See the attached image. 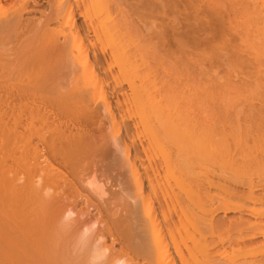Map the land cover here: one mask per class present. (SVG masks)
Returning a JSON list of instances; mask_svg holds the SVG:
<instances>
[{
  "label": "bare ground",
  "instance_id": "1",
  "mask_svg": "<svg viewBox=\"0 0 264 264\" xmlns=\"http://www.w3.org/2000/svg\"><path fill=\"white\" fill-rule=\"evenodd\" d=\"M4 1L10 2L17 7H15V9L11 13H8L9 15L7 14L6 16L0 19V133H2L0 135L2 136L4 135L6 138L11 137L13 141L15 140V143L14 142L11 143H14L15 148L17 147V149H18V145L16 144L17 143L16 140H20V137L22 138V131L21 132L18 131L19 129H17V127H22V129L26 131L27 127H29L28 130H30V127L32 126L31 130H33V126H35L36 124L37 125L40 124V126H42L43 128V129L40 128V130L42 131L45 130L48 135L44 133H43L44 135L41 136L38 135L39 136L38 144L40 145L41 149H39L38 146H35L33 148V153L31 156H30L31 153L29 152L30 153L29 154L25 148L24 149L26 151V154L28 153L27 156L24 153L23 148H22L23 151L18 150V153L22 151L23 155L16 154L14 152L16 150L13 149L9 150V148L7 149L10 152L13 151L15 153V154L14 153L11 154L18 155L19 157L17 158L12 157L8 153V151H6L7 156H5L6 155L5 152L4 154L3 153L1 154L3 155L4 158L0 156V264L59 263L58 262L60 261L58 260L59 257L57 259V257L55 256L56 257L55 258L54 255L57 254L58 256L59 253L61 252H59L58 249L57 250L58 253H56L55 249H52L50 245H47V238L51 237V241L49 239L48 241L53 242L54 239L52 240V236L56 237L57 234H55L54 232L52 233L51 230H57V229L64 230V228L72 227L74 225L76 227L75 229H73L72 232L69 229H66V231L71 234L70 236H68L69 234L65 232V234L67 233L66 234L67 240L65 237H63V234L59 230H58L59 231L58 234H60L61 236L57 235V237L59 236L61 240L64 238L62 241L63 242L67 241V245L69 247H72V245L74 247V249L70 251L74 252L76 254L75 255L76 257L73 259L72 262H70V264H128V263L133 264L136 263V261L134 260L135 257H137L135 259L140 258L143 264H176L177 261L176 259H178L179 263L181 262L180 264H199V263L200 264L201 263L203 264H264V0H135V4L133 3L134 5L130 9L131 11L130 15L132 17L130 15H123L121 17L122 13L127 14L129 12L122 11L123 9L124 10L126 9L121 6L125 0L124 1L121 0L123 2L117 1L118 3L119 2L122 3L119 5L121 6V8H123L121 9L122 12L121 11L119 12V10H117V13H121V14L116 15L117 17L119 16V18L121 17L120 20L125 23V25L124 23L120 25L121 28L123 26L125 27L126 24L128 23L126 27L129 28L131 33L133 31V34L135 31L133 29L134 27H139L141 28V30L144 29L142 30V32H140V34L142 35L141 38L140 35L139 36L136 35L139 32L138 30H137L138 32L136 31L137 33H135L136 38L139 37V40L137 39L138 43L144 41L143 42L144 46L146 44L149 45L150 43H153V45L157 43L158 44L161 43L163 46L160 45L162 46V48L160 47L159 50L165 48L166 45L169 47L168 44H169V40L171 39L170 37H172L173 40L175 39L174 40L175 42L177 40L176 44L178 43L177 48H179V53H180V55L179 54L177 55L181 56L182 59H184V61H179L181 57L180 59L179 56L177 57V59H179L177 61L181 62V64L173 60L175 66H180L177 67V70L178 68H180L181 71L180 70L179 71L182 72V75L184 74L186 78L190 77L189 79H191V77H193L191 79V83L193 80L194 81L193 83L196 85L195 87L193 86L194 88H197L198 87L197 85L199 86L201 85L200 87L202 86L205 87L204 88L205 91L207 92L208 90L210 91V93L208 92L209 94L212 93L211 97L212 95H214V99H213L215 101L214 106L217 107L213 109V114H216L215 116L216 121L215 119H213L214 121L213 122L211 121L212 123L210 121H208L209 123H207V121L205 120H207V117H209L208 115H211L210 116L211 120L212 118H214V115L212 116V114L208 113L207 117H205L206 119L202 118L204 120H202V122L200 121L198 125H193L192 124L193 122L192 123L190 122V125L192 124L193 127L196 126V128L194 129L192 128V126L190 127L188 126L189 121L186 122L187 127L185 126V124L183 125L182 123L183 122L185 123L186 121L184 119L182 123L179 122V124H177L179 125V127L180 125H182V128L186 127L185 130H182L181 133L178 130L179 128L175 127L174 130V126L171 127L172 125L171 124L168 126V129L170 127L172 133H174L175 131L174 135L178 136V134L181 135L182 133H184V135L182 134L181 137L178 136L179 138H177L176 136L175 138L178 141L181 139L179 142H181L184 139L182 143L185 142L184 144H186L187 147L189 145L191 146L195 145L194 146L196 147L195 149L199 150L203 158L205 156V159L210 156V154H208L209 156H207V154L205 155V153L207 152L214 153L220 158L219 163L220 164L222 163L223 167L225 165L227 166L231 165L229 167L232 166L235 167L236 165L238 166V164H241L242 167L245 168V170L247 169V172L249 170V173L246 172H245L246 174L243 173V175L245 174L248 176L247 178H243L245 176L237 177V176H241L242 172L245 170H243L242 172L239 171L241 172V173L238 172L239 175L236 176L235 174L234 176L236 177L230 178V176H227L230 173L225 175L224 173L225 171H221L222 169L221 168L222 165H221L219 167L220 172H218L219 169L217 167L218 169L217 172L219 174H217V172L215 171L209 172L210 169L209 170L207 169L209 173L204 174V176L208 174L207 176L203 178V176L200 175L201 179L203 178L202 183L199 182L200 185L194 180L198 184L199 189L196 190L197 192L198 190H200L199 193H202L201 187L203 188L205 186H207L208 189L216 188L222 191L221 194L223 193L224 198H220L218 200V198L216 197L218 200V204L216 205L214 212L217 213L220 212L223 214L236 213L241 215L237 219L236 218L230 219L231 220L230 222L227 220L229 224L227 225V227H225V229L224 226L226 225L224 223L226 222L224 221H223L224 223L221 222L222 226L224 224L223 227L221 226L222 230L224 229L226 234H228V237L226 238L225 241H223L224 239L222 241L218 239L220 240V242L218 241L217 243V241L215 240V242L217 243L216 244L214 240H212L216 244V246H218L219 243L223 244L227 242V245H225L224 247L228 246L230 248H232L231 246L232 242H235L236 244L235 243L233 244L236 245V249H233V251L230 253L225 252L226 250L223 249H221V251H219L220 249L218 251L215 249L216 250L215 251L214 250L215 247L213 248L212 251V249L209 247L212 244L214 245V243L213 242L212 244L208 243L207 241L208 239H206V237H208L207 236L208 234L205 235V233L211 232L212 231L211 229L217 228V226L215 227L214 225L215 223L213 224L211 218H210L211 221L210 219L205 220V218L195 216L192 212H190V210L188 211L186 210V213L185 211L183 212V214L185 213L183 216H185L188 212H190L191 218L189 217V214L188 216L187 215L186 216L188 219L190 220L192 219L193 221L191 223V221L189 220L190 222L188 223L190 225L193 224L191 226L193 229L192 228L191 229L193 230L195 235L196 234L199 235L198 240H196L193 237L192 240L190 241L188 240L189 243H187V240L186 241L179 240L180 236L179 239L177 240V237H175L172 234L173 231L171 227V222L168 221V219H166L162 207L160 208L162 223L159 222V216L157 212H155L156 211L154 207L155 204L153 205V198L155 200L160 199V198L157 199V197H159L157 196L159 195L157 194L159 190L156 191V189L158 188L154 187V182H153L154 176H157L158 178V173H156V170L158 169L155 163L152 166V162H151L152 160L148 158L149 156L148 153L150 150L151 143L150 141L148 142L147 140L148 143L145 145L143 144L144 142H142L141 139H139V137H141L140 135H142L143 132L140 130L138 131V129L140 128L137 126H136L137 129L134 128V130L135 131L137 130L139 132V134H137L138 136L134 135L135 133L133 134L134 136H132L131 134L129 135V133L131 132L129 130L131 125L137 122L133 123L132 119L131 122L133 124L129 123V121L125 122V119L124 120L122 119L124 115H122L121 114L122 112L120 113L118 110L119 109L118 105H120L118 96L123 95V97L125 96L127 99H129L127 97V94L125 93L127 90H125V92L124 90H122L123 93H125V95L123 93L121 94V90H119L120 88L118 87V84L120 82V79H122V76L123 77L125 76L123 78V81H121L122 83H124L127 82V79L128 81H131V77L133 78L135 75L137 76L139 74L137 70L139 69L138 68L139 63L136 65L137 61L135 59H136V55L140 54V52L144 49V46H142L141 43L140 45L143 47V49L140 48L141 46H138V48L136 49L135 45H138V43L131 41V38H133L135 35L132 37L133 34L131 35L129 30L123 29L124 27L122 28L124 33V34L122 33L123 36L125 35V32H127V34L129 33L128 35H131V37L129 38L130 41H127V43L129 42L131 44L132 42V46L134 48V52H133V49H131L132 46L130 45L131 46L130 49L132 50V52L135 54L137 50L136 55L134 56V54L126 46V50H129L130 53L133 54L134 56L133 59L132 55L127 54L128 51H126L127 53L123 51L122 49L123 44H120V42H116L117 40H120L118 36H120L119 33L121 30L120 29L115 30V28L117 29L120 27H118L119 25L115 26L118 24V22L115 23L113 21H117L119 20V18L118 19L115 18L116 20L112 21L114 23L113 26L115 27H112L111 24H109L110 25V28L108 26L109 29L119 31V33H117L118 35L115 34V37L117 36L119 39L115 40V37H113L114 35H112L113 38L111 40L113 41H112V45L110 46V49L114 46L113 42L114 43L116 42L115 44L116 48H113L116 51L120 48V45L122 46H121V51L120 49L118 50L120 51L119 54L118 51L116 53V51L113 50L109 55L108 62L106 59L105 63L107 64L104 63L106 67L108 66L107 68L108 70L112 69L109 68V66L111 67L115 64L116 66H118L117 74L111 75L112 77L110 78V80L106 81V79L102 77L103 72H105V68H104L105 65H103V62L100 57L101 52L97 48L95 42H93L92 39V37L101 38L100 35L104 34L103 29H105L104 28L105 24L103 23V20L101 21L100 19L99 20L97 19L98 21L96 23L91 21L94 24L90 22V19L87 22V18L89 17L90 11L92 12V13L90 12L91 14L95 12H96L95 14L99 13L98 0H96L95 3L94 2L92 3L91 0L90 3L91 5L89 4L88 6H86L88 2H86V4L83 6L84 3L83 1H81L80 4L83 6V8L81 7L82 10L81 8L78 7L79 3L77 4L76 8L70 5L66 7L65 5L66 3H68V0H59L57 1L58 7H56L55 10H52L46 16H44L43 20L42 19L35 20L34 18H28V17L25 18V16L26 15L29 16L31 14L37 13L38 11H40V8L43 7L47 2H50V0H0V4ZM103 3H105V1ZM100 4H101L100 7L102 8L104 4L102 5V2ZM119 5H116L115 7L119 9L120 8ZM95 10H97L98 12ZM129 16L130 18H132V24L134 27L129 25L130 20L127 21L129 19L128 18ZM97 17L100 18V13L97 14ZM77 20H80L82 22L80 24H77L78 23ZM97 23L98 26L100 25L99 27H101V25L103 24L102 25L103 28L101 31L103 33L100 32L101 28L97 26ZM169 24L175 25L174 26L175 28L171 25L173 27V29L171 28L173 30V31L171 30L172 35L168 34L167 31L170 28ZM128 25L130 27H128ZM152 25L160 26L159 30L156 31V33L154 32L155 33L154 36L153 34L152 36L150 34L151 31L150 27ZM182 25H184L185 28L186 26L189 27L192 30L189 31L191 33L183 32V30L181 31ZM168 26L169 28L167 29ZM131 27L133 30L131 29ZM151 28H153V26ZM109 29L107 32L111 31ZM111 33L113 34L112 31ZM125 36L127 37V35ZM186 36L187 37L192 36L190 38L192 39L194 38L193 41L194 43L191 46L190 44L186 45V43L183 41L185 40V38H187ZM125 38L123 37V41L125 40ZM136 38L133 39V41L134 40L136 41ZM140 39L142 41H140ZM188 39L189 38H187V41ZM126 40H128V38ZM123 41L121 42L124 43ZM117 44L118 45L120 44L118 48L116 46ZM139 48L140 50L141 49L142 50L139 51L138 53ZM149 49L150 47L147 48V50L146 49L144 50L147 53L150 52ZM171 50L172 49H170V51ZM122 51L124 52L123 54L127 57L120 58L122 56L119 55L120 53L122 54ZM145 52L142 53L146 54ZM155 52L153 50V54ZM170 53L168 56L173 55V54L170 55ZM186 53L188 54L186 55ZM153 56L155 57V55ZM159 56L160 55H158L156 59H159L162 55L160 57ZM130 57H132L133 60L132 59L129 60ZM171 57L173 59L174 55ZM137 58H138L137 60H139V58L141 59V55ZM129 61L132 62L130 63ZM145 61H143L142 64H146L147 61L146 62ZM122 62H126V65L130 67V70L129 68L126 69L127 66L125 65V63ZM133 62H135L134 69L136 68L135 70L136 72L132 69ZM157 62L159 61L157 60ZM169 62H171V60ZM171 63L169 66L173 67L172 66L173 63L172 64ZM176 63L178 65H176ZM122 64L125 65L126 68ZM167 66L165 67L167 68ZM120 67H123V72H120V70L122 69ZM139 67L141 68V66ZM124 69H126L127 71ZM112 70H114V67ZM131 70H133L132 73ZM147 70L148 71L145 70L146 73L144 72L145 74H147L146 75L147 78L146 76L144 77L143 73H141L142 74L141 76L143 77L140 76L134 77L133 80L139 81L140 78H142L141 79L142 81L143 79L145 81L146 80L148 81L149 75H151L148 72L151 73L152 71H150L149 69ZM124 71H126V73H124ZM128 71L130 72L131 76L128 75L129 74ZM114 72H116V70ZM111 73L112 72H110V74ZM122 73H124L125 75ZM152 75H154V72ZM154 80L156 79L154 78L153 81ZM153 81L151 80L150 86L153 87L154 89L155 87L159 89L157 85L155 87L153 86ZM180 81L182 82L183 80L181 79ZM107 82H110V84ZM121 82L119 86H121ZM148 82H150V80ZM129 83L130 82H128V84ZM133 83L136 88L143 85V88L141 87V89H144L145 87L144 85L146 84L145 82L144 84L142 83V85L140 84V86L137 87L136 85L139 82L135 85V82L131 81L130 85H127V87L129 86L130 88L131 84ZM165 83L163 86H166ZM168 83L169 82L167 81L166 84ZM191 83L189 84L191 85ZM155 84L156 83H154V85ZM170 85L169 86L167 85L168 87L167 86L166 87L170 88ZM184 85L186 86V84ZM134 86L132 85L133 89H131L134 92L131 93L132 96L135 97L136 101L140 99L139 102L140 101L142 103L144 102L145 104V106L143 105L144 108L150 111L151 108L148 109L147 108L148 106L146 107V105H148L147 103H149L148 100L152 99V98L151 99L148 98L151 96L150 94L151 90L149 91V86L148 87L146 86V90H143L145 91V93L146 91L148 93L147 94L148 97L147 98L145 97L147 99V102L146 100L142 101L144 99L142 98V96L143 97L147 96L146 94L144 95L140 94V97L142 99L139 96L134 95L140 93L141 91L140 88L139 91V89H135ZM177 86L179 87V84ZM177 86L175 88H177ZM184 87L182 86V88ZM206 87H208V89H206ZM106 88L110 90L109 95L107 94ZM167 88L166 90H169ZM154 91L157 92L158 90H153V92ZM207 92L205 94H207ZM194 96H197V94ZM111 99L116 100V103L114 102L116 106L111 104L112 103ZM197 100L199 101V98ZM130 101L135 102L134 98L133 100L131 99ZM139 102H137V104L135 103V106L137 105L136 107L142 106V104L138 105ZM100 103L101 105L103 104L102 106H104L105 113L110 118V121L112 123L110 124L113 125L112 129L115 127V133L114 131H112L111 133L112 135L114 134L112 137L116 139V137L119 136L116 139L115 146H117V144L119 145V143L122 145V151L120 149L119 152L121 151L120 153H122L120 156L123 155L124 163L121 160H119V158L118 160L116 158L115 159L119 163L122 162L120 163L121 168L123 167L125 168L121 172L123 175H120L118 179H122L120 177L122 176L125 177V175H127L126 176L127 178L125 179L123 178L125 182H122L123 179L119 181L118 179L116 180L118 181L116 183H119V185L117 184L119 190L116 191L117 187L116 184H114L113 188L115 187L114 189H116L115 190L116 193L113 192L111 199L107 200L105 203L102 202V204H104L105 206L104 209H100L98 208V206L94 208V210H97V213L94 214L95 216H92V218H95L97 216V218H95V221L92 222V220L89 219L88 221L89 223L85 225L84 224L81 225L82 223H79L78 221L79 219H75V220L70 219V217L73 216L74 213L69 208H59V204H60L59 202L60 200L62 201V199L65 197L66 189H75V190L77 189L75 183L76 180H79L81 184H89L90 179L96 182L93 177L94 172L91 174L89 173L85 175L83 174L85 169L87 170V168L84 167L83 164L87 162V160L90 157L89 155H91L93 151L99 153V150L101 149H99L98 147H100L101 145L99 144L100 146H98L96 142L98 146L96 147L93 141L94 145L92 146L91 144L92 142L90 143V141L93 140L92 138L89 142H87L89 139L86 138L87 139L86 140L84 138L85 137L83 136L84 132L83 133L79 132L81 129L79 130L75 126L76 129L79 131L74 130L73 132L72 130H68L69 127L64 121L67 120L65 119L66 117L68 118L71 116V115L69 116V114L74 109V106H77L80 110H78V108H75L73 112L76 113V111L78 110L77 113L79 111L81 113H84L81 114L79 112V115L81 114L82 116L81 115L80 116L82 118H85L86 121H92L96 119L100 120V117L102 115L100 114V112L103 108L100 105ZM152 103H154V105L158 104L157 102H151V104ZM257 103L260 104L259 106L261 107L256 106L255 104ZM52 104L54 105L56 104V105L54 106ZM132 104L133 103H130V105ZM99 105L101 106V110H99V108L97 109ZM112 105L115 106L116 109L114 108L113 110ZM178 105L180 104L178 103ZM140 107L136 108L137 110L135 109L137 112L136 114L140 112V110H138L140 109ZM160 109L162 110V108ZM160 109L159 112L161 113ZM156 111L158 112L157 109ZM175 111L176 110H174V113ZM204 111L206 114L207 113L206 110L203 109V113ZM115 113L121 114V116L119 115L120 116L119 122L122 125V127L121 125L120 127L123 128L126 133L123 135H126L128 137L131 136V141L130 139H128V141L130 142L129 144L125 142V140L127 141L128 137L126 138L125 136V138L123 137L124 139L122 140V138L119 135L121 132L119 134L117 132L122 129L118 128L119 123L117 122L118 119L116 118ZM139 114H140L139 117L142 120L145 119L143 113L140 112ZM148 114L150 113H147V115ZM157 114L155 115L157 116ZM76 115L78 116V114ZM76 115L73 114V116ZM133 115H135V113H133ZM129 116L130 117L132 116L131 114L128 115V119L130 120ZM124 118H126V116ZM140 118L139 121L141 120ZM76 119L77 121H79L78 118ZM162 119L163 118H161V120ZM149 121L148 119L143 120V123L142 121H140L139 125L143 130L148 128L151 133L153 131L155 132V129L157 130L159 124L157 123L158 126H156L155 124L157 121L155 120L156 121V122L154 121L155 124L151 123L150 125V123H147ZM193 121L195 122L199 121V118L198 120L193 119ZM9 123H11L13 127H11ZM25 123L27 124L25 125ZM72 124L74 125V123ZM7 125L8 128L10 126V129H7ZM153 125L156 126L155 129H153L154 128ZM124 127H126V129ZM71 129H73V127ZM34 131L36 133L35 129ZM37 131L42 132L39 130ZM154 132L152 133L153 135ZM177 132L178 134H176ZM6 133L8 134V136H6ZM116 133L118 135H115ZM155 134L158 135L157 131ZM244 134L246 137L244 136ZM174 135H173V140L175 141ZM242 135L244 136L243 138H245L246 143L241 141ZM31 136H33L34 138L35 135H31ZM134 137L138 141L137 142L138 144L136 143ZM152 137H154L152 138L153 140L151 139L153 142L154 141L159 142L157 137L155 140V135ZM247 137L250 139H248ZM8 138H7V142H8ZM147 138L150 139L148 135ZM246 139L250 140L251 142H247ZM117 140L119 141V143ZM177 140L176 142L179 145V142ZM4 141L6 142V140ZM20 141H21L20 143L23 144L22 139ZM30 141L32 140L28 141L27 139V142L29 144ZM236 141L237 143L240 144L244 143L242 144L244 147L242 148V145L240 144L237 145ZM153 142L152 144L155 147L156 142L155 145ZM233 143H236V146L240 145L239 147L242 149H240L239 147L235 149L234 148L235 144ZM184 144H182L183 146L181 145L179 147L176 146L178 149L175 148L176 149L175 151L179 150V148L181 147L186 149ZM157 145L159 146V143H157ZM12 146L10 147L14 148V145ZM89 146L90 147L95 146L97 150H95V148H92L93 149L92 151V149ZM193 146L191 149L189 148V150H193L194 149ZM2 147H4V145H2ZM2 147H0L1 150L6 149V148L2 149ZM184 149H180L181 150L180 152L183 151L185 152ZM252 151L253 153L254 152L255 153L253 154ZM101 152L100 154H102V159H103V155L106 154L107 152L103 153L104 152L103 150ZM180 152L177 151L176 152L177 155H180L178 154ZM196 153L199 152L196 151ZM247 153L253 155V157H248ZM200 154L198 156H200ZM257 154L261 156L260 157L254 156ZM9 155L11 157H9ZM20 155L21 156L25 155L26 157L20 158L21 157ZM184 155L185 156L182 155L183 158L182 156L178 157L175 155L176 157L173 158H175L176 160L173 159L172 157H168V159L166 158L167 159L166 163L168 161H169L168 163H170L172 161L171 158L173 159V162L175 161V163L171 162V164H169L171 165L170 166L171 168L167 166V169H174L175 167L174 170H177L175 175H179L177 176V179H180L181 176L183 178L184 172L186 173L188 172L187 174H189L190 173L189 168L192 167L189 165V163L183 161L184 159L189 161V159L187 158H190V157L186 158L188 154L187 155L184 154ZM8 157L11 158L9 162H7L8 160L5 159ZM27 157L29 158L28 160H26ZM237 159L239 160V163ZM109 160L110 159L107 160L106 158V162ZM112 161L116 163L114 159ZM112 161H111L112 168L110 162L109 163L105 162L107 165V166L105 165L106 167L110 165V170H112L116 166L117 167L119 166L118 162L117 165H114ZM146 161L149 162L148 166L151 165L150 167L148 166L145 167L144 164L146 163ZM219 163H217L216 161V164ZM172 164L174 165L173 168H172L173 166ZM175 164L177 165V167ZM95 165L101 167L97 163ZM209 166L211 167L213 166V168L216 167L213 165V163L212 165ZM227 166H225L224 168H229ZM120 167H118L119 170L121 169ZM148 168L152 169L150 170L151 173L156 174V175L155 174L151 175L153 176V178L149 176L148 173L150 171L147 170ZM232 168H229V170L231 169V171L232 170L234 171V169ZM97 169L99 170L100 168L97 167ZM123 171L124 173L125 172L129 173L130 177L126 173L124 175ZM105 175L107 176L106 173ZM107 179H106V184L109 183ZM126 179L130 180L131 184H129V181L127 180L128 181L127 182ZM177 179H176L177 181L176 184L179 181L177 185L181 186L182 182L180 184V180ZM154 180H158V179L154 178ZM126 182L128 184H126ZM195 182H194V186H197ZM168 184L169 183H167V185ZM99 185H101V183L98 184L97 186ZM101 187L99 188L100 193L103 190H105V189L102 190ZM206 189L207 188H205V190ZM165 190L166 189L161 191H165ZM182 190L180 189V191ZM205 192L206 193H202L203 197L204 194L205 197L207 196V198L208 195L209 197L212 195L209 194V190H206ZM99 194L98 197L100 199L102 198L101 194L102 195L104 194L103 192L100 194V196ZM177 195L173 196L175 197V199L173 198V200L176 201V204H178L177 207H180L182 206L181 203L182 200L180 199L179 195L178 196ZM195 195L196 197L199 196V198L197 197L199 199V202L198 200H196V203L198 204L199 211H201L200 213L205 214L204 208L212 206V205L206 206L204 204L207 203V200L209 202V198L202 199L200 197L201 194L199 195L195 194ZM160 197L162 198V196ZM201 199L206 200V202L202 201L204 202L202 203ZM101 201H103V199ZM165 201L166 200H164V202ZM193 203H194L193 206L197 205V204L195 205V201ZM139 204H140V208L142 207L140 211L138 210ZM214 205L215 204L213 203V206ZM91 207L92 205L88 207V210ZM165 207L166 206H164V208ZM188 208L190 209V207ZM211 208L209 210H211ZM167 209L170 210L169 208ZM88 210L86 211L84 209L80 210L78 218L83 215H89ZM181 210H179V213L180 212L182 213L183 210L182 211ZM217 213H213V214L216 215ZM208 214H211V212L210 213L207 212L205 216H207ZM213 214H211V216ZM179 215L181 216V214ZM191 215L195 216V218ZM180 219L178 220V222L180 221ZM96 225H102L103 231L101 230L99 231L100 233L99 232L93 233L92 228L95 227ZM175 227L177 228V226ZM207 227L211 229L208 230ZM205 229L207 230V232H204ZM216 230H219V228H217ZM50 231L52 233L51 234L52 236L49 237ZM216 233L217 232L215 231L214 233H209V236L212 235L214 237L213 234ZM219 234L222 233H218V235ZM232 234L238 235V237L235 236L237 237L236 239L233 237L235 239L234 241L233 238L232 240H230L231 239L230 235ZM224 236L226 237V235ZM107 237L112 239L111 243L113 245L115 244L119 245L118 252L114 254L112 253L109 256H107V252H109V247L106 246L105 243L101 244V241L106 239ZM195 237L197 238L198 236L196 235ZM68 238H70L69 241ZM54 242L56 241L54 240ZM53 244L54 246H56L55 243ZM66 249L68 250V248ZM62 250L63 249H60V251ZM183 250L186 252V254L185 252L184 253L182 252ZM66 251L64 253L68 252ZM70 251L69 253H71ZM131 254L134 255L133 256L134 258H132ZM60 256H61L60 257L61 261L66 260V257L62 253L60 254ZM63 256L65 259H62ZM52 257H54L55 259ZM51 259L52 261L54 260L53 262L55 263H53ZM200 260L203 261L200 262ZM64 261L60 263L64 264L63 263ZM65 264L68 263L66 262Z\"/></svg>",
  "mask_w": 264,
  "mask_h": 264
},
{
  "label": "rangeland",
  "instance_id": "2",
  "mask_svg": "<svg viewBox=\"0 0 264 264\" xmlns=\"http://www.w3.org/2000/svg\"><path fill=\"white\" fill-rule=\"evenodd\" d=\"M57 1H59V0H50V2H47L43 7H41L40 8V11H38L37 13H35V14H31V15H26L25 16V18H34L35 20H43L44 19V16H46L47 14H49L52 10H55V8L56 7H58L57 6ZM81 1H83V6L86 4V2H88L87 4H86V6H88L90 3H91V0L90 1H87V0H68V3H66V7H68L69 5L70 6H72V7H75L76 8V6H77V4H78V7L79 8H83V6L80 4L81 3ZM105 1V3H103ZM109 1V2H108ZM115 1V2H114ZM117 1H121V0H98V3H99V9H98V7H97V9L99 10V13H100V18L99 17H97V14H99V13H97V14H95V13H93V14H91L90 12H89V17L87 18V22L89 21V19H90V22L91 21H93L94 23H96L99 19L102 21L103 20V23L105 24L104 25V28L105 29H103V31H104V34H101L100 35V37L101 38H93L92 37V39H93V42H95V45L97 46V48L100 50V52H101V55H100V57H101V60H102V62H103V65H105V64H107V63H105L106 62V59H107V62H108V58H109V55L111 54V52L114 50L113 48H116L115 47V44H116V42H120V44H123V51L124 52H126V51H128V53L127 54H129V55H132L133 56V52H134V48H133V46H132V42H136V43H138V40H139V37H137L136 38V35L137 36H139L140 35V38L142 37V35L140 34V32H142V30H144V29H142L141 30V28H139V27H134L133 26V24H132V18H130V9H131V7L135 4V0H123V1H121V2H123V4L122 3H118ZM95 3L96 2V0H92V3ZM102 2V8L100 7L101 6V3ZM118 4H117V3ZM116 3V4H115ZM134 3V4H133ZM119 4H122L121 6L123 7V8H126L125 10L123 9V8H121V6L119 5ZM129 4V5H128ZM81 5V6H80ZM91 5V4H90ZM114 5V6H113ZM116 5H119V9L117 8V7H115ZM15 7H17V6H14V4H12V3H10V2H6V1H4V2H2L1 4H0V19L2 18V17H4V16H6L8 13H11L14 9H15ZM82 8H81V10H82ZM115 8V9H114ZM121 9H123L122 11L123 12H129V13H127V14H121V13H117V10H119V12L121 11ZM129 9V10H128ZM95 11H97V10H95ZM121 11V12H122ZM98 12V11H97ZM116 13V14H115ZM119 15V14H121V17L123 16V15H130L128 18V20L127 21H129V25H131V26H133L134 28V34H133V31H132V33H131V31L129 30V28H127L126 26H127V24H126V26L123 28V29H127V30H129L130 31V34L132 35V37L135 35V33H137L138 31V33L134 36L135 38H136V41L134 40L133 41V39H135L134 37L133 38H131V44L128 42L127 43V41H130V37H131V35H128L127 34V32H125V30H124V32H125V35H127V37L124 35L123 36V30H122V28L120 27V25H122L124 22H122L120 19H121V17L119 18V16L117 17L116 15ZM9 15V14H8ZM91 15V16H90ZM132 17V16H131ZM118 19L119 18V20H117V21H113V20H116V19ZM92 19V20H91ZM98 19V20H97ZM81 20V19H80ZM80 20H77V24H80L82 21H80ZM118 22V24L117 25H115V26H118V27H120V28H115V30H118V29H120L121 31H120V33L122 34H120L119 33V31H115V30H112V29H109L110 28V25L109 24H111V26L112 27H115V26H113L114 25V23L113 22ZM119 21H120V24H119ZM93 22H91V23H93ZM100 22V21H99ZM122 22V23H121ZM130 22H131V24H130ZM93 23V24H94ZM101 23V22H100ZM103 25V24H102ZM102 25H101V27H99L98 26V23H97V26L99 27V28H101L100 29V32L102 31ZM124 25H125V23H124ZM128 25V27H130ZM174 27L175 25L174 24H169V26H170V28H169V26L167 27V29L169 28L170 29V32H169V29L167 30L168 31V34H171L172 35V32H171V30L173 29V27ZM93 26H95V25H93ZM107 28H106V27ZM108 26H109V28H108ZM153 26V28H151ZM151 27H150V34H151V36H152V34H153V36L155 35V33H156V31H158L159 30V28H160V26L159 25H152ZM111 27V28H112ZM154 27H155V29H154ZM182 28H181V31L183 30V32H189L191 29L189 28V27H187L186 26V28H185V26L184 25H182L181 26ZM135 28H137V29H135ZM139 28V29H138ZM172 28V29H171ZM175 28V27H174ZM188 28V29H187ZM108 29L109 30H111L112 32H113V34L111 33V31H109L110 32V35H109V32H107L108 31ZM114 29V28H113ZM131 29H132V27H131ZM132 29V30H133ZM138 30V31H137ZM187 30V31H186ZM137 31V32H136ZM173 31V30H172ZM192 31V30H191ZM105 32H107V33H105ZM116 32V33H115ZM155 32V33H154ZM101 33H103V32H101ZM117 33H119V35L120 36H118L119 38H120V40L121 41H123V37L125 38V40L123 41L124 43H125V41H126V45L124 44V43H122L120 40H117L115 43L113 42V47L110 49V46L112 45V41L113 40H111L113 37H115V34H117ZM189 33H191V32H189ZM106 34V35H105ZM104 35V36H103ZM112 35H114L113 37H112ZM118 35V34H117ZM103 36V37H102ZM122 36V37H121ZM117 36L115 37V40L116 39H119ZM187 37V36H186ZM190 37H192V36H190ZM189 36L187 37V38H189L188 39V41H187V38H185V40H183L185 43H186V45H188V44H190V46L194 43L193 41H194V38L192 39V38H190ZM25 38V37H24ZM122 38V39H121ZM128 38V40H126ZM153 38H155V37H153ZM171 38V39H170ZM169 39V47L166 45V47L165 48H163V49H161V50H159L160 49V47L162 48V44L161 43H157V44H154L153 45V43H150L149 45L148 44H146L145 46H144V44H143V42H139L138 43V45H135V47H136V49L138 48V46H144V49H146L147 50V48H149L150 47V49H149V51L151 52H145V50L143 49V47L141 46L140 48H142L141 50H140V48H139V50H138V53H139V51H141L140 52V54H137L136 55V52H137V50H136V52H135V54H134V56L136 55V65L139 63V66H141V68L138 66V68L139 69H137L138 70V73H136V74H138L137 76L135 75H133L134 77H138V76H140V77H143V76H141L142 74L141 73H143L144 74V77L147 75V74H145L146 73V71H148L147 69H149L150 71H152L151 73L150 72H148L149 74H151V75H149V80H150V82H148L147 80L145 81L144 79H143V81L141 80L142 78H140V80L139 81H137V80H133V78L131 77V81H133V82H135V85L138 87V86H140V84L142 85V83L144 84L145 82H146V84L144 85L145 87H144V89H141V87L143 88V85L142 86H140V87H138V88H136L135 86H134V83L133 84H131V87L129 88V86L127 87V85H130V83H131V81H128V79H127V82H124V83H122L121 81H123V78L125 77H123L122 75V79H120V82H121V86H119V84H120V82H119V84H118V87L120 88L119 90H121V94L123 93V91L122 90H124V92H125V90H127L125 93L127 94V97L129 98V99H127L125 96L123 97V95H119L118 96V98H119V104L121 105H118V110H119V112L122 114V115H124V117L126 116V118H124V117H122V119L124 120L125 119V122L127 121H129V123H135V122H137V123H135V124H133V125H131V127H130V125H129V127H130V133H129V135L131 134L132 136H134V135H137V134H139V130L140 131H142L143 133H142V135H140L141 137H139V139H141V141L142 142H144L143 144L145 145V144H147L149 141H150V143H151V145H150V150H149V153H148V158L150 159V160H152L151 162H152V166L154 165V163L157 165V169L158 170H156V173H158V178H157V176H154V178L155 179H158V180H154V178H153V176H151V175H154L153 173H151V171L150 170H152V169H147V170H149L150 172L148 173L149 174V176L151 177V178H153V182H154V187L155 188H158V189H156V191L157 190H159V192H157V194H159V195H157V196H159V197H157V199L158 198H160V199H158L159 200V202H158V200H155L154 198H153V205H154V207H155V212H157V214H158V216H159V222L160 223H162V216H161V214H160V208L162 207V209L164 210V214H165V217H166V219H168V221H170L171 222V227H172V231L174 232H172V234L175 236V237H177V240L179 239V236H180V239L179 240H187V243H189V241L190 240H192L193 239V237L196 239V240H198L199 239V235L198 234H196L198 237L196 238L195 236V233L193 232V228L191 227L192 225H190L188 222H190L191 221V223H192V219L190 220V219H188L187 218V216H188V214H189V217H190V212H192L195 216H198V217H202V218H205V220L206 219H212V221H213V224L215 225V227L217 226V228H219V230H216L217 228H214V229H211V228H209V227H207L208 228V230L209 229H211L212 231L214 230L215 232H217L216 234H213L214 235V237L212 236V235H210L209 236V233H214V231L212 232H207V230L205 229L204 230V232H207V233H205V235H207L208 237H206V239H208L207 241H208V243H210V244H212V240H214V242H215V240L217 241V243H218V241L220 242V240L222 241L223 239V241H225L226 240V238L228 237V234H226V232H225V227H227V225L229 224V222L231 221L230 219H237L238 217H240L241 215H239V214H236V213H228V214H223V213H220V212H214V209H215V207H216V205L218 204V200L220 199V198H224V196H223V193L221 194V192L222 191H220V190H218V189H216V188H210V189H208V187L207 186H205V187H201V191H202V193H206L205 191L206 190H209V194L211 195L210 197H209V195H208V198H209V202H208V200H207V203H204V202H206V200H202V199H208L207 198V196L205 197V194H204V197H203V194L202 193H199L200 192V190H198V192H197V190L196 189H199V187H198V184L197 183H202V181H203V178L205 177V176H207V175H205L204 176V174H206V173H209L210 171H215V172H217L218 171V169H219V167L222 165V163L220 164L219 162H220V158L217 156V155H215L214 153H212V152H207V153H205V155L207 154V156H209L208 154H210V156L209 157H207L206 159H205V156H204V158H203V156L200 154L201 152L199 151V150H196L195 148L196 147H194L193 145V147H194V149L193 150H189V148L191 149L192 148V146L191 145H189V146H191V147H187L186 146V144H184L185 142H183L182 143V141L184 140L183 138V140L181 141V142H179L175 137L177 136V135H174V133H175V127L176 128H179L178 130H179V132L181 133L182 132V130H185V128L187 127V124H186V122H188V126L190 127V126H192V124L193 125H198L199 124V122L201 121L202 122V120H204V119H206L205 117H207V114L208 113H210V114H212V116L214 115V118H212V120H211V115H208L209 117H207V120H205V121H207V123H209L208 121H214L213 119H215V121H216V114H213V109L214 108H216L217 106H214L215 104V101L213 100L214 99V95H212V97H211V94H209L210 93V91L208 90V92L207 91H205V87H200L199 85H197L198 87L197 88H194L196 85L193 83L194 81L192 80V83H191V79L193 78V77H191V79H189V78H186L185 76H184V74L182 75V72H180L181 71V69L180 68H178V70H177V67H180V66H175V63L173 62V60L176 62L177 60H179L180 59V57L181 56H179L180 55V53H179V48H177L178 47V43L176 44V42H177V40H176V42L172 39V37H170ZM138 39V40H137ZM140 41H142L141 39H140ZM175 42V43H174ZM119 44V45H120ZM130 46H132V48H131V46L129 47L128 45ZM135 44V43H134ZM141 44V45H140ZM153 46H152V45ZM118 44L116 45L117 46V48H118V46H119ZM151 45V46H150ZM156 45H157V48H156ZM158 45H159V48H158ZM160 45H162V46H160ZM121 46L122 45H120V51H121ZM126 46H127V48H131V49H133V52H132V50L130 49V51L133 53V54H131L130 53V51L129 50H126ZM152 47V48H151ZM124 48H125V50H124ZM177 48V49H176ZM118 49V50H119ZM166 50V53H165V50ZM167 49H168V51H167ZM170 49H172L171 51H170ZM117 50V51H118ZM153 50H154V52H155V50H156V52L153 54ZM163 50V51H162ZM178 50V51H177ZM114 51H116V50H114ZM117 51H116V53H117ZM120 51H118V54H119V52ZM122 51V54L124 53ZM104 52V53H103ZM142 52H145L146 54H143ZM158 52V53H157ZM160 52V53H159ZM171 52V53H170ZM142 53V54H141ZM169 53H170V55L171 54H173L174 55V57H173V59H172V57L171 56H173V55H171V56H168L169 55ZM121 53H120V55L119 56H122V57H120V58H125V57H127V56H125L124 54V56L122 55ZM126 54V55H127ZM155 55V57L153 56V55ZM177 54H179V55H177ZM188 53H186V55H187ZM117 55V54H116ZM141 55V59L139 58V60H137L138 58L137 57H139ZM144 55V56H143ZM150 55V56H149ZM152 55V56H151ZM158 55H162L159 59H156L157 58V56ZM167 55V56H166ZM177 55V56H176ZM134 56H133V59H134ZM179 56V59H177V57ZM118 57V56H117ZM146 57V58H145ZM147 57H149V58H147ZM166 57V58H165ZM143 58H144V60H143ZM167 58H168V60L170 61L171 60V62L173 63H171V62H169L168 60H167ZM171 58V59H170ZM176 58V59H175ZM105 59V60H104ZM128 59V58H127ZM132 59V57H130V59L129 60H131ZM132 59V60H133ZM149 61H148V60ZM156 59V60H155ZM163 59H165V60H163ZM120 60H122V59H120ZM134 60V61H135ZM141 60V61H140ZM145 61L146 62V64H142L143 63V61ZM157 60L159 61V62H157ZM166 60H167V62H166ZM123 61H125V60H123ZM161 61V62H160ZM179 61H184V59H182V57H181V59L179 60ZM121 62V61H120ZM130 62V61H129ZM128 62V63H129ZM132 62V61H131ZM130 62V63H131ZM144 62V63H145ZM148 62H149V64H148ZM166 62V63H165ZM105 63V64H104ZM122 63H125V65H126V62H122ZM134 63L135 62H133L132 63V69L135 71L136 70V68L134 69ZM160 63V64H159ZM162 63V64H161ZM164 63V64H163ZM170 63L172 64V66L173 67H171V66H169L170 65ZM177 63H180L181 64V62H178L177 61ZM176 63V65H178ZM121 64V63H120ZM148 64V65H147ZM158 64H159V66H158ZM166 64V65H165ZM123 65V64H122ZM121 65V66H122ZM125 65H123V66H125ZM131 65V64H130ZM144 65V66H143ZM147 67H146V66ZM162 65V66H161ZM168 65V66H167ZM127 66V65H126ZM126 66H125V68H126ZM152 66V67H151ZM165 66H167V68L165 67ZM113 67H114V70H112L113 69ZM144 67H145V69H144ZM150 67V68H149ZM176 67V68H175ZM104 68H105V72H103V75H102V77L104 78V79H106V81H109L110 80V78L112 77L111 75H116L117 74V72H118V66H116V64L115 65H113V66H109V68H112V69H110V70H108L107 68H108V66L106 67V65L104 66ZM117 68V69H116ZM120 68H122L121 70H120V72H123V67H120ZM129 68V70H130V67L129 66H127V68L126 69H128ZM143 68V69H142ZM168 68H170V69H168ZM175 68V69H174ZM126 69H124V70H126ZM163 69V70H162ZM168 69V70H167ZM116 70V72H114ZM133 70H131V73H132V71ZM139 70H142V71H139ZM146 70V71H145ZM155 70V71H154ZM162 70V71H161ZM172 70H174V71H172ZM176 70V71H175ZM180 70V71H179ZM104 71V70H103ZM127 71V70H126ZM126 71H124V73H126ZM166 71V72H165ZM110 72H112L111 74H110ZM129 72V71H128ZM136 72V71H135ZM145 72V73H144ZM153 72H154V75H152L153 74ZM156 72H157V74H156ZM163 72V73H162ZM124 73H122V74H124ZM160 73V74H159ZM170 73V74H169ZM128 74V73H127ZM172 74V75H171ZM125 75V74H124ZM129 76H131L130 75V72H129V74H128ZM174 75V76H173ZM127 76V75H126ZM128 76V77H129ZM160 76V77H159ZM153 77V78H152ZM159 77V78H158ZM162 77V78H161ZM180 77H181V79L183 80L182 82L180 81L181 79H180ZM185 77V78H184ZM146 78H147V76H146ZM152 78V79H151ZM156 79V80H154L153 81V79ZM174 78H175V80H174ZM180 80H179V79ZM135 79H137V78H135ZM188 79H189V81H188ZM151 80L153 81V86L155 87L156 85H157V87H159V89H157L156 87H155V89L153 88V87H151L150 85H151ZM159 80V81H158ZM163 80V81H162ZM125 81V80H124ZM141 81V82H140ZM157 81V82H156ZM162 81V82H161ZM167 83V81L169 82L168 84H166L165 82ZM180 83H179V82ZM185 81V82H184ZM128 82H130L129 84H128ZM160 82V83H159ZM173 82V83H172ZM107 83H109L110 84V82H107ZM127 83V84H126ZM147 83H148V85H147ZM150 83V84H149ZM154 83H156L155 85H154ZM164 83H165V85L167 86H169L170 85V83H171V85H170V88H167L166 86H163L164 85ZM187 83H188V85H187ZM189 83H191V85L189 84ZM179 84V87L177 86ZM183 84V85H182ZM184 84H186V86L184 85ZM132 85L135 87V89H141V91H140V89H139V91H140V93H137V94H134V95H137V96H139L140 97V94L141 95H144V94H148L147 93V91H146V93H145V91H143V90H146V86L148 87L149 86V91H150V94H151V96L150 97H148V95L147 96H142V98H144L142 101H145L146 100V102H147V97L148 98H152L151 100H148V102L149 103H147L148 105H146V107L148 108V109H150V111L149 110H147L146 108H144V106H145V104H144V102L142 103L141 101V103L139 102V100L138 101H136V99H135V97H133L132 96V94L131 93H134L131 89H133V87H132ZM162 85V86H161ZM171 86H172V88H171ZM177 86V88H175ZM182 86L184 87V88H182ZM193 87V90H192V87ZM162 87V88H161ZM181 87V88H180ZM123 88V89H122ZM152 88V89H151ZM165 89V91H164V89ZM166 88L167 89H169V90H166ZM187 88H190V89H187ZM130 89V90H129ZM173 89V90H172ZM206 89H208V87H206ZM106 90H107V94L109 95V92H110V90H108V88H106ZM153 90H158L157 92L156 91H154L153 92ZM182 90V91H181ZM190 90V91H189ZM132 91V92H131ZM135 91V90H134ZM139 91H137V92H139ZM202 91V92H201ZM205 91V92H204ZM128 92V93H127ZM136 92V91H135ZM152 92V93H151ZM165 92V93H164ZM168 92V93H167ZM184 92H186V93H184ZM192 92V93H191ZM201 92V93H200ZM207 92V94H205ZM212 92V91H211ZM125 93H123L124 95H125ZM174 93V94H173ZM153 94V95H152ZM164 96H163V95ZM180 94H181V96H180ZM186 94V95H185ZM193 94V95H192ZM197 94V96H194V95H196ZM107 95V96H108ZM154 95H156V96H154ZM160 95H161V97H160ZM174 95V96H173ZM178 95V96H177ZM188 95H189V97H188ZM192 95V96H191ZM205 97H204V96ZM210 95V96H209ZM137 96H136V98H137ZM154 96V97H153ZM159 96V97H158ZM184 96V97H183ZM186 96V97H185ZM208 96V97H207ZM110 97V96H109ZM138 97V98H139ZM146 97V98H145ZM176 97V98H175ZM202 97V98H201ZM207 97V98H206ZM123 98V99H122ZM125 98V99H124ZM133 98H134V100H135V102H131L130 100L132 99L133 100ZM141 98V97H140ZM141 98V99H142ZM154 98V99H153ZM159 98H160V100H159ZM165 98V99H164ZM183 98V99H182ZM199 98V101L197 100ZM212 98V99H211ZM157 99V100H156ZM163 99V100H162ZM124 102H123V101ZM153 100V101H152ZM156 100V101H155ZM167 102H166V101ZM208 100H210V101H208ZM127 101V102H126ZM159 101H161V102H159ZM168 101H169V103H168ZM173 101V102H172ZM213 101V102H212ZM111 104H113V105H115L114 104V102L116 103V100L115 99H111ZM137 102H139L138 103V105H141L142 104V106L141 107H143V108H141L140 106V109H138V110H140V112L141 113H143V116L145 117V119H143V120H146V119H148V121L149 122H147V123H150V125H151V123H154L155 124V122H156V126H158L157 125V123L159 124V126L160 125H162V126H164V127H162V126H158L159 127V129H158V127H157V130L155 129V127L156 126H154V128L153 129H155V132H154V135H155V140H156V137H157V139H158V141L159 142H156V141H152L153 139L152 138H154V137H152V136H154L150 131H149V129L148 128H146L145 130H143L142 128H141V126L139 125V123H140V121H142V123H143V120L139 117L140 116V112H138V114H136L137 112H136V108H139V107H136L135 106V103L137 104ZM145 102V103H146ZM151 102H157L158 104H156V105H154V103H152L151 104ZM180 104V105H178V103ZM122 103H124V104H122ZM130 103H133L132 105H130ZM176 103H177V105H176ZM129 104V105H128ZM161 104V105H160ZM167 104V105H166ZM186 104V105H185ZM258 104V103H257ZM255 104L256 106H259L260 104ZM52 105H54V104H52ZM56 105V104H55ZM54 105V106H55ZM100 105H101V103H100ZM99 105V107H97V109L99 108V110H101V106L103 105H101L100 106ZM112 105V107H113V110H114V108L116 109V105L115 106H113ZM134 105V106H133ZM144 105V106H143ZM163 105V106H162ZM185 105V106H184ZM196 105V106H195ZM211 105V106H210ZM54 106H52V107H54ZM178 106H179V108H178ZM201 106V107H200ZM255 106V107H256ZM103 108H102V110H101V112H100V114H102L101 115V117H100V120L99 119H96V120H92V121H86V119L85 118H82L81 116V114H84V113H81L80 111V115H79V112L77 113V111L78 110H80L77 106H74V109H73V107H72V109L73 110H75V108H78V110L76 111V113H74L73 112V110H72V112H73V114L74 115H76V114H78V116L76 115V116H73V114H72V112H71V110H70V114H69V116L71 115V116H73V117H68V118H70V119H68L67 117L65 118V119H67V120H65L64 122H66V124H67V126L69 127L68 128V130H72L73 132H74V130H76V131H79L80 129V131L79 132H84L83 133V136H85L84 138L86 139H89L87 142H89L90 140H91V138L93 139V140H91L90 141V143L92 144V146L95 144L96 145V147H98V146H100V147H98L99 149H101V150H99V153H97V152H95V151H93V149L92 148H95V150H97L96 149V147L94 146V147H90L91 149H92V154H93V156H92V154L91 155H89L90 157H89V159L87 160V162L85 163V164H83V166L84 167H86L87 168V170L85 169V171L83 172V174L85 175V174H87V173H89V174H91V173H93V177H94V179H95V181L96 182H94V181H92V179H90V183L89 184H81L80 182H79V180H76V190L75 189H66L65 190V197L62 199V201L60 200V204H59V208H69L73 213H74V215L73 216H71L70 217V219H79L78 221H79V223H82L81 225H85V224H87V223H89L88 221H89V219H91L92 220V222L93 221H95V218H97V216L95 217V218H92V216H95L94 214L95 213H97V210H94V208L95 207H97L98 206V208H100V209H104V204H102V202H106L107 200H109V199H111V197H112V194H113V192H115V190L116 189H114L113 188V185L114 184H116V187L119 185V183H116V182H118L119 180H122L123 178L125 179V178H127L126 176L127 175H125V173L126 174H128V176L130 177V175H129V173H127V172H125L124 173V171H123V173H124V175H125V177H120V178H122V179H118L119 178V176L120 175H123L121 172H122V170H124V168L125 167H123V168H121L120 166H121V164L120 163H124V161H123V155L122 156H120L122 153H120L121 151H122V145L119 143V141H118V143H119V145L117 144V146H115V143H116V139L119 137V136H117L116 137V139L115 138H113L112 136L114 135H112L111 133H112V131H114V133H115V127L112 129V126L113 125H111L112 123H111V121H110V118H109V116L105 113V110H104V106H102ZM121 107V108H120ZM129 107V108H128ZM156 107V108H155ZM175 107V108H174ZM206 109H205V108ZM259 107H261V106H259ZM127 108V109H126ZM155 108V109H154ZM160 108H162V110L160 109V111H161V113L159 112V109ZM164 108V109H163ZM200 108V109H199ZM130 109V110H129ZM132 109H133V111H132ZM136 109V110H135ZM144 109V110H143ZM156 109L158 110V112L156 111ZM198 109V110H197ZM203 109L204 110H206V114H205V111H204V113H203ZM257 109H258V107H257ZM127 110V111H126ZM165 112H164V111ZM174 110H176L175 111V113H174ZM208 110V111H207ZM135 111V112H134ZM147 111V112H146ZM152 111H154V112H152ZM103 112V113H102ZM118 112V113H119ZM125 112V113H124ZM131 112H133V113H135V115H133V113H131ZM158 114H157V113ZM176 112H177V115H176ZM182 112V113H181ZM202 112V113H201ZM116 114V118L118 119V128H120V129H122V130H119V131H117L118 132V134L120 135V137L122 138V140L125 138V136L126 135H123V134H126L125 133V130L123 129V128H121L122 127V125L120 124V116H121V114ZM147 113H150V114H148L147 115ZM153 115H152V114ZM162 113H165V114H162ZM181 113V114H180ZM200 113V114H199ZM131 114V116L132 117H130V120L128 119V115H130ZM155 114H157V116L155 115ZM120 115V116H119ZM150 115V116H149ZM153 117H152V116ZM200 115V116H199ZM84 116V115H83ZM137 116V117H136ZM164 116V117H163ZM176 116V117H175ZM178 116V117H177ZM183 118H182V117ZM190 116V117H189ZM202 116V117H201ZM204 116V117H203ZM75 117V118H74ZM142 117V116H141ZM153 119H152V118ZM155 117V118H154ZM163 118L162 120H161V118ZM76 118H78V120L79 121H77V119ZM139 118L141 119L140 121H139ZM176 118V119H175ZM198 118H199V121H193V119L194 120H198ZM202 118H204V119H202ZM73 119H74V121H73ZM80 119H81V121H80ZM85 119V120H84ZM133 121H132V120ZM134 119H135V121H134ZM182 119V120H181ZM184 119L186 120L185 121V123L183 122L182 123V121H184ZM71 120V121H70ZM82 120H83V123H82ZM97 120H98V122H97ZM156 120V121H155ZM191 120V121H190ZM73 121V122H72ZM132 121V122H131ZM155 121V122H154ZM174 121H175V123H174ZM69 122V123H68ZM76 122H78V123H76ZM80 122V123H79ZM86 122H87V124H86ZM161 122H162V124H161ZM177 122V123H176ZM179 122L180 123H182L183 125L185 124V128L183 127L182 128V125H180V127H179V125H177V124H179ZM190 122L192 123L191 125H190ZM198 122V123H197ZM211 122V123H212ZM72 123H74V125L72 124ZM76 123V124H75ZM90 123V124H89ZM93 123V124H92ZM111 123V124H110ZM129 123H126V124H129ZM146 123V122H145ZM146 123V124H147ZM174 123V124H173ZM196 123V124H195ZM27 123H25V125H26ZM69 124V125H68ZM80 124V125H79ZM136 124H138V125H136ZM172 124V125H171ZM9 125H11V127H13L12 126V124L11 123H9ZM79 125V126H78ZM120 125H121V127H120ZM148 125V124H147ZM169 125H171V127H173L174 126V133H172V131L170 130V127H169V129H168V126ZM176 125V126H175ZM236 125V124H235ZM40 124H36L35 126H33V130H31V127H30V130H28V128L29 127H27V130L26 131H24L23 129H22V127H17V129H19L18 131H22V138L20 137V140L22 139V143L23 144H21L20 142V140H16L17 141V145H18V149H17V147L15 148V140L13 141V139L11 138V137H7L8 138V142H9V140H10V142L9 143H11V142H14V143H11V144H9L8 142H7V138L3 135H0V141H2V138L3 137H5V138H3V141L4 140H6V142H5V144H4V142L2 143V142H0V147H2V145H4V147H2V149L3 148H6V149H4V150H1V148H0V156H2V158H4L3 157V155H1L2 153L4 154V152H5V156H7V152L6 151H8V153L12 156V157H15V158H17V157H19L18 155L19 154H22L23 155V150H22V148L24 149H26V151L30 154V156L32 155V153H33V148L35 147V146H38L39 147V149H41L40 148V145L38 144V137L39 136H41V135H44V134H46V135H48L47 134V132L45 131V130H40V128L41 129H43L42 128V126H40ZM77 127V129H79V130H77L76 129V127ZM82 126V127H81ZM139 127L140 129H138V131L136 130H134V128L135 129H137V127ZM37 127V128H36ZM73 127V129H71ZM148 127V126H147ZM151 127V126H150ZM149 127V128H150ZM167 127V128H166ZM188 127V128H189ZM89 128V129H88ZM116 128H117V126H116ZM125 129H126V127H124ZM192 128H196V126L195 127H193L192 126ZM192 128H191V130H192ZM7 129H10V126H9V128H8V125H7ZM34 129L36 130V133H35V131H34ZM45 129V128H44ZM84 131H83V130ZM152 129V128H151ZM150 129V130H151ZM162 129V130H161ZM180 129H181V131H180ZM37 130H39V131H42V132H38ZM118 130V129H117ZM159 130V131H158ZM177 130V131H178ZM75 131V132H76ZM135 131V132H134ZM156 131H157V134L158 135H156L155 133H156ZM123 132V133H122ZM129 132V131H128ZM128 132H127V134H128ZM138 132V133H137ZM42 133V134H41ZM44 133V134H43ZM135 133V134H134ZM0 134H2V133H0ZM35 135L36 136V138H35V136H34V138H33V136H31V135ZM117 133L115 134V135H118ZM134 134V135H133ZM172 134V135H171ZM176 134H178V132L176 133ZM183 135H184V133H182ZM181 134V135H182ZM246 134V133H245ZM245 134H244V136H245ZM25 135V136H24ZM39 135V136H38ZM146 135V136H145ZM147 135H148V137H150V139L149 138H147ZM173 135H174V138H175V141L173 140ZM181 135H179L178 134V136H180L181 137ZM6 136H8V134L6 133ZM30 136V137H29ZM138 136V135H137ZM170 136H172V137H170ZM177 136V138H179ZM243 135H242V142H245V138H243L244 137ZM248 136V135H247ZM124 137V138H123ZM128 136H126V138H127ZM136 137V136H135ZM135 137H134V139H135ZM183 137V136H182ZM246 137V136H245ZM250 137V136H249ZM11 138V139H10ZM137 138V137H136ZM147 138V139H146ZM161 138V139H160ZM248 138V137H247ZM17 139V138H16ZM19 139V138H18ZM26 139V140H25ZM27 139H28V141L29 140H32V141H30V144L27 142ZM86 139V140H87ZM128 139H130V141H131V136H129L128 138H127V141L125 140V142L127 143V144H129L130 142L128 141ZM138 139V138H137ZM152 139V140H151ZM240 139V138H239ZM248 139H250V138H248ZM12 140V141H11ZM136 140V139H135ZM147 140H148V142H147ZM176 140L179 142V145H178V143L176 142ZM244 140V141H243ZM18 141H19V144H18ZM93 141H94V144H93ZM161 141V142H160ZM246 141L247 142H251L250 140H247L246 139ZM96 142H97V144H98V146H97V144H96ZM102 142H103V144H102ZM138 141L136 140V143H137ZM152 142L154 143V145H155V142H156V145H155V147L153 146V144H152ZM239 142V141H238ZM33 143V144H32ZM37 143V144H36ZM157 143H159V146L157 145ZM175 143V144H174ZM177 143V144H176ZM181 143V144H180ZM236 143H237V141H236ZM236 143H233V144H235V147H234V145H233V147L235 148V149H237V147H239L240 145H242V144H244V143H237V145L238 144H240L239 146H236ZM246 143V142H245ZM100 144V145H99ZM138 144V143H137ZM182 144H184L185 145V148L186 149H184L183 147H181V148H179V150H177V151H181L180 149H184L185 150V152L183 153V152H180V153H178V154H180V155H177V151H175L176 149L175 148H177L176 146H183ZM9 145V146H8ZM12 145H14V148H11L10 146H12ZM19 145H21V146H19ZM30 145V146H29ZM31 145H32V147H31ZM90 145V144H89ZM174 147H173V146ZM24 146V147H23ZM13 147V146H12ZM19 147H21V148H19ZM120 147V148H119ZM154 147V148H153ZM233 147H232V149H233ZM244 146L242 145V148H243ZM9 148V150H11V149H13V150H16V151H14L16 154H18V155H14L15 153L12 151V152H10L9 150H7ZM117 148H119V149H117ZM188 148V149H187ZM240 148V147H239ZM238 148V149H239ZM242 148H240V149H242ZM25 149H24V153L26 154V151H25ZM121 149V151L119 152V150ZM174 149V150H173ZM178 149V148H177ZM18 150H22V151H20L19 153H18ZM104 151L103 153H106V154H108V155H106V154H104L103 155V159H102V154H100V152L101 151ZM107 150V151H106ZM117 150V151H116ZM1 151H3V152H1ZM189 151V152H188ZM195 151V152H194ZM196 151H198L199 153H196ZM236 151V150H235ZM234 151V152H235ZM240 151V150H239ZM238 151V152H239ZM109 152H111V153H109ZM118 152V153H117ZM164 152H165V155H164ZM171 152V153H170ZM188 152V153H187ZM192 152V153H191ZM11 153H14V154H11ZM27 153V154H28ZM102 153V152H101ZM183 153V154H182ZM196 153V154H195ZM252 153H253V151H252ZM255 153V152H254ZM253 153V154H254ZM27 154H26V156H27ZM115 154V155H114ZM184 154H188L187 156H186V158L187 157H190V158H187V159H189V161L188 160H183V161H185V162H187V163H189V165L190 166H192L191 168H189V174H187L186 172H184L183 173V178H182V176H181V178L180 179H177V176H179V175H175L176 174V171L177 170H174L175 169V167H174V165L172 166V168L174 167V169H167V166H169V168H171L170 166L171 165H169V164H171V162H173V159H175V158H173V157H176V156H185ZM190 154V155H189ZM200 154V156H198ZM202 154H204V153H202ZM248 154V153H247ZM9 155V157H11ZM166 155H168V156H166ZM170 155V156H169ZM171 155H173V156H171ZM176 155V156H175ZM193 155V156H192ZM21 156V155H20ZM25 155L24 156H21L20 158H24V157H26ZM110 156V157H109ZM115 156V157H114ZM151 156V157H150ZM183 156H182V158H183ZM254 156H261V155H254ZM5 158L6 160H8L7 162H9L10 161V159L11 158ZM29 157V156H28ZM26 158V160H28L29 158ZM96 157H98V158H96ZM109 157V158H108ZM121 157V158H120ZM168 157H172L171 158V162L170 163H166V161H167V159H168ZM248 157H253V155H251V154H248ZM106 158H107V160L108 159H110L109 161H107L108 163L110 162V164H111V161L114 159L115 160V162L116 163H114L113 161V164L114 165H117V162L118 161H116V159L118 160V158H119V160H121L122 162H118V167H120L121 169V171L119 170V168L116 166L115 168H113L112 170H110V165H108V167H106L107 165H106ZM116 158V159H115ZM167 158V159H166ZM185 158V157H184ZM208 158H209V160H211V161H209L208 160ZM215 158H216V160H215ZM166 159V160H165ZM198 159V160H197ZM239 159V158H238ZM237 159V160H238ZM176 160V159H175ZM182 160V159H181ZM191 160V161H190ZM205 160V161H204ZM102 161H104V162H102ZM193 161V162H192ZM216 161H217V163H219V164H216ZM25 162V161H24ZM106 162V163H105ZM177 162V161H176ZM208 164H207V163ZM210 162H211V164H210ZM98 164V165H100L101 163V167H99V166H96L95 164ZM173 163H175V161L173 162ZM206 163V164H205ZM212 163H213V165L214 166H216V167H214L213 168V166L211 167V166H209V165H212ZM238 163H239V160H238ZM147 164V165H146ZM151 164V163H150ZM216 164V165H215ZM86 165V166H85ZM106 165V166H105ZM123 165V164H122ZM145 165V167L146 166H148L149 165V162H147L146 161V163L144 164ZM176 165V164H175ZM202 165V166H201ZM217 165H219V166H217ZM125 166V165H124ZM151 166V165H150ZM150 166H148V167H150ZM198 166V167H197ZM225 166H227V165H225ZM224 166V167H225ZM229 166H231V165H229ZM229 166H227V167H229ZM83 167V168H84ZM97 167L98 168H100L99 170L97 169ZM176 167H177V165H176ZM194 167V168H193ZM201 167V168H200ZM217 167H218V169H217ZM223 167V165H222V169H221V171H225L224 173H225V175L226 174H228V173H230L229 175H227V176H230V178H232V177H236L237 175H239L238 174V172L239 171H243V170H245V168H243L242 167V165L241 164H238V166L236 165L235 167L234 166H232V167H234V168H232V167H229V168H232V169H234V171L232 170L231 171V169L229 170V168H224ZM83 168H81V169H83ZM111 168H112V164H111ZM152 168V167H151ZM197 168V169H196ZM102 169V170H101ZM127 169V168H126ZM126 169H125V171H126ZM191 169V170H190ZM209 170V172H208V170ZM228 169V170H227ZM128 170V169H127ZM168 170V171H167ZM170 171V172H169ZM207 171V172H206ZM226 171H227V173H226ZM230 171V172H229ZM118 172V173H117ZM218 172H220V169H219V171ZM217 172V174H219ZM231 172H233V173H231ZM235 172V173H234ZM241 172H239V173H241ZM249 173V170H248V172H247V169L245 170V171H243L242 172V175L241 176H237V177H242V176H245V177H243V178H247L248 176L247 175H245L246 173ZM105 173L107 174V176L105 175ZM192 173V174H191ZM243 173H245L244 175H243ZM102 174V175H101ZM236 174V176H234ZM96 175V176H95ZM105 175V176H104ZM110 175V176H109ZM156 175V174H155ZM172 175V176H171ZM176 177H174V176ZM189 175V176H188ZM203 176V178L201 179V176ZM101 176H102V178H101ZM171 176V177H170ZM92 177V178H93ZM104 177V178H103ZM108 177H110V178H108ZM172 177H174V178H172ZM199 177V178H198ZM101 178V179H100ZM108 178V179H107ZM112 178V179H111ZM179 178V177H178ZM191 178V179H190ZM194 178V179H193ZM100 179V180H99ZM106 179H107V181L109 182V183H107L106 184ZM118 179V181H116ZM124 179L122 180V182H125L124 181ZM130 179V178H129ZM176 179L177 180H180V184H181V182H182V184H181V186H178L177 184L179 183V181H178V183L176 184ZM199 179V180H198ZM102 180V181H101ZM104 180V181H103ZM112 180V181H111ZM114 180H115V182H114ZM128 179H126V181H127ZM175 180V181H174ZM197 182H195V181ZM92 181V182H91ZM129 181V184H131V181L130 180H128ZM127 181V182H128ZM156 181V182H155ZM157 181H158V183H157ZM175 183H174V182ZM190 181V182H189ZM103 182H105V183H103ZM126 182V184H128ZM194 182H195V184H197V186H194ZM101 183V185H99V186H97L98 184H100ZM167 183H169L168 185H167ZM200 183H199V185H200ZM81 184V185H80ZM90 184H92V185H90ZM102 184H106L105 185V187H104V185H102ZM112 184V185H111ZM118 184V185H117ZM159 184V185H158ZM179 184V185H180ZM184 184V185H183ZM88 185H90V186H88ZM161 188H159L158 186ZM178 187H177V186ZM96 186V187H95ZM102 186V187H101ZM184 186V187H183ZM102 188V190L103 189H105V190H103L102 192H103V194L104 195H102L101 193H100V191H99V188ZM107 187H110V188H107ZM176 189H175V188ZM179 187H180V189L182 190V191H184V192H182V191H180V189H179ZM98 188V189H97ZM113 188V189H112ZM205 188H207L206 190H205ZM164 189H166L165 191H161V190H164ZM101 190V189H100ZM119 190V187H117V190L116 191H118ZM192 190H193V193H192ZM217 190V191H216ZM93 191H97L96 193L95 192H93ZM98 191H99V193L101 194V197L102 198H100L101 200L103 199V201H101L100 199H99V197H98ZM104 191H105V193H106V195H105V193H104ZM109 191H111V192H109ZM166 191H167V193H166ZM220 191V192H219ZM161 192V193H160ZM165 192V193H164ZM176 192V193H175ZM208 192V191H207ZM116 193V192H115ZM177 193H178V195H179V197H180V199L182 200V202H181V200H180V202L182 203V206H180L181 208H182V210H181V208L180 207H177L178 206V204H176V201H174L173 200V198L175 199V197H173V196H176L177 195ZM96 194V195H95ZM100 194H99V196H100ZM160 194H163V195H160ZM172 194V195H171ZM176 194V195H175ZM195 194H201L200 195V197L202 198L201 199V202L202 201H204V202H202V203H204L206 206H208V205H212L211 207L209 206V207H207V208H204L205 209V214L208 212V213H210L211 212V214H213V213H217L216 215L215 214H213L212 216H211V214H208L207 216H205V214H202V213H200L201 211H199V209H198V204L196 203V200H198V202H199V196H197L196 197V195ZM222 196H221V195ZM166 195V196H165ZM177 195V196H178ZM207 195V194H206ZM160 196H162V198L160 197ZM163 196H164V198H163ZM170 196H172V197H170ZM215 199H214V198ZM218 198V200H217V198ZM172 198V199H171ZM186 198V199H185ZM189 198V199H188ZM166 200L165 202H164V200ZM188 199V200H187ZM191 199V200H190ZM151 200H152V197H151ZM161 200V201H160ZM187 200V201H186ZM190 200V201H189ZM186 201V202H185ZM195 201V205L196 206H193L194 205V202ZM161 202V203H160ZM164 202V203H163ZM183 202H184V204H183ZM212 202V203H211ZM158 203H160V204H158ZM213 203L215 204L214 206H213ZM92 205V207L88 210V207L89 206H91ZM184 205V206H183ZM157 206V207H156ZM159 206V207H158ZM164 206H166L165 208H164ZM188 207H190V209L188 208ZM205 207V206H204ZM140 208V204L138 205V210L140 211L141 210V208ZM157 208H159V209H157ZM167 208H169L170 210H168ZM178 208H180V209H178ZM188 208V209H187ZM211 208V210H209ZM82 209H84L85 211L86 210H88L89 212V215H83V216H80L79 218H78V216H79V212H80V210H82ZM194 211H193V210ZM208 209V210H207ZM213 209V210H212ZM179 210H181L182 211V213L180 212L179 213ZM186 210L188 211V210H190V212H188L185 216H183L185 213H186ZM185 211V213L183 214V212ZM196 211H198V212H196ZM170 212V213H169ZM196 212V213H195ZM170 215H169V214ZM179 214H181V216L179 215ZM97 215V214H96ZM170 217H169V216ZM191 216H193V215H191ZM195 216H193L194 218H195ZM178 217H179V219H180V221L178 222ZM209 217V218H208ZM186 218V219H185ZM191 218V217H190ZM211 219H210V221H211ZM190 220V221H189ZM229 222H228V221ZM183 223H182V222ZM209 221V220H208ZM226 222V223H224V222ZM181 222V223H180ZM217 222H218V224H217ZM221 222H223L226 226H224V224H223V226H224V229L222 230V224H221ZM179 223H180V225H179ZM174 224H175V226H177V228L174 226ZM80 225V224H79ZM173 225V226H172ZM190 225V226H189ZM180 226V227H179ZM222 226V227H221ZM75 225L74 226H72V227H68V228H64V230H60V229H57V230H51L52 231V233L54 232L55 234H57V235H60V234H58V232L59 231H61V233L63 234V237H65L66 238V240H67V233L69 234L68 236H70L71 234L69 233V232H67L66 231V229H69L71 232L73 231V229H75ZM192 228V229H191ZM221 228V229H220ZM179 231H178V230ZM59 230V231H58ZM102 230V225H96L95 227H93L92 228V232L93 233H98L99 231H101ZM191 230V231H190ZM51 231H50V235H49V237L50 236H52L51 234ZM103 231V230H102ZM223 231V232H222ZM65 232H67L66 234H65ZM179 232V233H178ZM92 233V234H93ZM100 233V232H99ZM191 233V234H190ZM218 233H222V234H219L218 235ZM90 234H91V232H90ZM57 235H56V237L55 236H52V240L54 239L56 242H54V240H53V242H50L51 241V237L50 238H47V245H50L51 247H52V249H55V251H56V253H58V251L59 252H61L65 257H66V260L64 261V260H62V261H64L63 263L65 264L66 262L68 263V264H70V262H72L73 261V259L76 257L75 255V253L74 252H71L73 249H74V247H73V245H72V247H69L68 245H67V241L66 242H63L62 240L64 239H60V237L58 238L57 237ZM193 235V236H192ZM222 235V236H221ZM224 235H226V237L224 236ZM61 236V235H60ZM184 238H183V237ZM217 236V237H216ZM220 236V237H219ZM232 236V237H231ZM235 236H237L238 237V235H236V234H232V235H230V240H232V238L234 237L235 239L237 238V237H235ZM55 237V238H54ZM189 237V238H188ZM62 238V237H61ZM233 238V241L235 240ZM48 239L50 240V241H48ZM69 239L70 238H68V241H69ZM109 239V240H108ZM218 239H220V240H218ZM189 240V241H188ZM65 241V240H64ZM109 241V242H108ZM112 239H110L109 237H107L106 239H104V240H102L101 241V244H104L105 243V245L106 246H108L109 247V252H107V256H109V255H111L112 253L114 254V253H116V252H118V250H119V245H117V244H115V245H113L112 243ZM213 242V243H214ZM53 243H55V245L56 246H54V244ZM57 243V244H56ZM108 243V244H107ZM216 243V242H215ZM214 243V245L212 244V245H210L209 247L212 249V251H213V248H214V250L216 249L217 251L219 250V251H221V249H223V250H226L225 252H227V253H230V252H232L233 251V249H236V243L235 242H232V244L233 243H235V244H231V246H232V248H230V247H224L225 245H227V242H225V243H223V244H221V243H219L218 244V246H216V244ZM110 244H111V247H110ZM61 245V246H60ZM223 245V246H222ZM235 245V246H234ZM63 246H65V247H63ZM113 246V247H112ZM222 246V247H221ZM234 246V247H233ZM56 247V248H55ZM61 247V248H60ZM107 247V248H108ZM219 247H221V248H219ZM66 248H68V250L66 249ZM59 249V250H58ZM60 249H63L62 251H60ZM64 249H66V250H64ZM111 249V250H110ZM58 250V251H57ZM71 250V251H70ZM117 250V251H116ZM215 250V251H216ZM222 250V251H223ZM54 251V252H55ZM67 252V253H64V252ZM69 251L71 252V253H69ZM112 251V252H111ZM114 251V252H113ZM211 251V250H210ZM129 252V251H128ZM183 253L185 252L184 250L182 251ZM61 253H59V255L57 256V254L56 255H54V257L56 256L57 257V259H58V257H59V259L58 260H60V261H58L59 263H56V264H62V263H60V262H62L61 261V256H60V254ZM109 253V254H108ZM130 253V252H129ZM185 254H186V252H185ZM132 255V254H131ZM64 256L62 257V259H65L64 258ZM134 255H132V258H134L133 257ZM54 257H52V258H54ZM55 257V258H56ZM54 258V259H55ZM135 258H137V257H135ZM134 258V260L136 261V263H133V264H137L139 261V263L138 264H141L142 263V260H140V258H138V259H135ZM262 258V257H261ZM56 259V260H57ZM177 261H176V264H178L179 263V261H178V259H176ZM51 261H52V259H51ZM54 261V260H53ZM52 261V262H53ZM138 261V262H137ZM203 261V260H202ZM201 260H200V262H202ZM57 262V261H56ZM53 263H55V262H53ZM181 263V262H180ZM179 263V264H180ZM52 264V263H51ZM128 264H131V263H128ZM143 264V263H142ZM200 264V263H199ZM201 264H203V263H201Z\"/></svg>",
  "mask_w": 264,
  "mask_h": 264
}]
</instances>
